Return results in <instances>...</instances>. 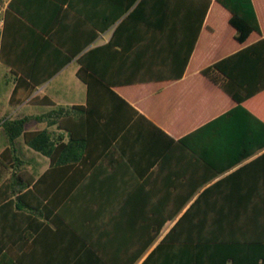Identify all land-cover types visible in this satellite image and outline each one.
Wrapping results in <instances>:
<instances>
[{"label": "trees", "instance_id": "obj_1", "mask_svg": "<svg viewBox=\"0 0 264 264\" xmlns=\"http://www.w3.org/2000/svg\"><path fill=\"white\" fill-rule=\"evenodd\" d=\"M118 1L112 2L117 4ZM136 1L137 6L123 18L109 43L101 49L116 51L110 55V61L121 60L124 63L130 60L126 53L136 40L133 26L137 23V59L142 56L144 62L141 71L151 63L147 64V59L167 56L172 52L179 60L183 58V73L213 0H123L122 14L128 12ZM216 1L230 12L229 22L236 30L237 41L244 42L253 31L260 32L252 0ZM121 16L104 17L108 20L107 26ZM263 43L264 38L209 65L202 73L240 104L264 89L263 75H243L238 71V63L242 59L245 61L246 57L258 56L257 49ZM118 47L120 49L117 50ZM98 49L87 51L78 59L80 67L77 75L88 87L85 105L54 106L53 101L46 98L43 102L54 106L49 112L5 119L3 124L11 146L0 154V163L9 169L21 168L22 161L10 156L17 148V140L22 137L31 148L47 156L50 165L39 178L18 171L0 183V215L6 214V209L13 211L15 208L14 215L20 222L22 210L37 213L39 205L46 202L42 212L46 210L47 216L48 211L55 212L52 223L56 226L66 224L71 230V254L62 255L58 264H264V170L249 168L263 163L264 153L249 166L207 187L186 209L185 205L194 192L165 193L152 190V184L143 190L136 187L135 190L110 191L107 193V205L99 206L101 210L86 206L88 199L84 187L98 179L88 176V170L101 162L102 155L109 160V157L118 154L133 164L134 159L130 156L137 151V125L145 123L170 136L116 90L127 80L110 78L112 69L109 66L102 70L89 60V55ZM140 76L142 78L137 82L150 80L147 73ZM242 113L257 118L245 107H234L206 127ZM32 118L46 120L60 131L50 128L26 131L25 123ZM139 127L144 130V126ZM228 133L235 134L232 131ZM163 141L160 153L170 150L168 141L165 138ZM177 142L207 164H212L214 174L208 175L206 180L257 150L256 147L242 148L239 156L228 161V167L220 169L212 159L207 158L204 150L190 143L187 136ZM58 184L67 188L81 186L69 199V202H78L71 210V216L58 208L70 194V190L64 188L54 191V186ZM179 214L175 224L160 238L167 221L176 219ZM24 239L12 241L15 244L14 253L11 258L8 254H1L0 264L23 263L28 242L27 238ZM6 242L11 241L0 239V251Z\"/></svg>", "mask_w": 264, "mask_h": 264}, {"label": "crops", "instance_id": "obj_2", "mask_svg": "<svg viewBox=\"0 0 264 264\" xmlns=\"http://www.w3.org/2000/svg\"><path fill=\"white\" fill-rule=\"evenodd\" d=\"M112 1H11L0 39V95L5 104L0 110V154L7 146H11L3 124L5 119L41 115L54 106L87 103L88 87L77 75L80 67L78 59L87 51L100 48L89 55V60L102 70L109 66L112 69L110 78L127 80L125 84H119L116 90L170 136L145 123L137 125V151L130 156L134 159L133 164L118 154L112 155L109 160L106 155H102L99 160L101 162L88 170V176L98 179L84 187L88 199L86 206L101 210L99 206L107 205V193L110 191L135 190L136 187L137 190H143L152 184V190L165 193L194 192L192 199L185 205L186 209L207 187L228 174L249 166L264 153V89L239 104L233 96L202 73L209 65L264 38V0H252L260 32L253 31L244 42L236 40V30L229 22L230 12L213 0L183 73V58L179 60L172 52L167 56L147 59L146 63H151L145 64L146 67L141 71L144 62L142 56L137 59V23L133 26L136 40L126 53L130 60L124 63L121 60L110 61V55H114L116 51L101 48L109 43L118 24L137 6L136 1L128 12L122 14L120 10L124 6L123 0L117 4ZM110 15L122 16L108 27V20L104 17ZM257 50L258 56L246 57V62L242 59L238 63V71L243 75L252 73L264 77V43ZM143 73L149 74L150 80L137 82ZM132 79L134 82H129ZM46 98L53 101L54 106L45 104L43 100ZM234 107H245L257 118L242 113L241 116L224 119L212 127H206ZM139 126H144V130ZM24 128L26 131L45 128L60 131L56 125L50 126L48 121L37 118L27 121ZM229 131L235 134L230 135ZM184 136L198 149L204 150L207 158L212 159L220 169L228 167V161L239 156L242 148L256 147L257 150L206 180L208 175L214 174L210 166L212 164H207L177 142ZM65 138L67 139V134ZM160 138L168 141L170 150L158 152L164 144ZM10 158L20 159L21 168L9 169L0 163V183L10 179L18 171L39 178L50 165V159L31 148L22 137L17 140V148ZM249 168L264 170V162ZM63 188L70 190V194L58 208L64 209L71 216V210L78 202H69V199L75 196L81 186L67 188L58 184L54 186V191ZM45 203L39 205L37 213L22 210L20 222L14 215L15 208L13 211L6 209L7 213L0 215V239L11 241L6 242L0 255L8 254L11 258L10 255L15 251L12 241L25 240L24 237L28 242L27 254L22 259V264H58L62 255L71 254L70 228L66 224L61 225L62 223L60 226L54 225L52 218L55 212L48 211V216L46 210L42 212ZM181 214L176 219L167 221L160 238L170 230Z\"/></svg>", "mask_w": 264, "mask_h": 264}, {"label": "built area", "instance_id": "obj_3", "mask_svg": "<svg viewBox=\"0 0 264 264\" xmlns=\"http://www.w3.org/2000/svg\"><path fill=\"white\" fill-rule=\"evenodd\" d=\"M12 0H0V39L3 35L6 13Z\"/></svg>", "mask_w": 264, "mask_h": 264}, {"label": "rangeland", "instance_id": "obj_4", "mask_svg": "<svg viewBox=\"0 0 264 264\" xmlns=\"http://www.w3.org/2000/svg\"><path fill=\"white\" fill-rule=\"evenodd\" d=\"M0 103H1V107L0 110L4 107V103H3V97L0 95ZM41 110V109H40ZM11 111V110H10ZM35 123H39V122H35ZM39 125H42L41 123H39Z\"/></svg>", "mask_w": 264, "mask_h": 264}]
</instances>
